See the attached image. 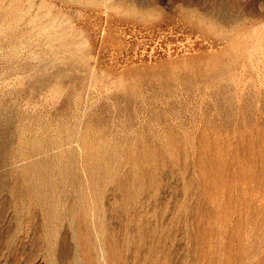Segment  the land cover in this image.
Here are the masks:
<instances>
[{
  "label": "rangeland",
  "instance_id": "obj_1",
  "mask_svg": "<svg viewBox=\"0 0 264 264\" xmlns=\"http://www.w3.org/2000/svg\"><path fill=\"white\" fill-rule=\"evenodd\" d=\"M0 264H264V0H0Z\"/></svg>",
  "mask_w": 264,
  "mask_h": 264
}]
</instances>
